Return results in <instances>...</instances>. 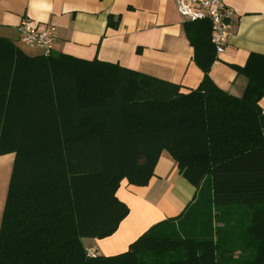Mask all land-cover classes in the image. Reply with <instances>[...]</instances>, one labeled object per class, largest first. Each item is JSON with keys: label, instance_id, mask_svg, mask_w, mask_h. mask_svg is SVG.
Wrapping results in <instances>:
<instances>
[{"label": "trees", "instance_id": "trees-1", "mask_svg": "<svg viewBox=\"0 0 264 264\" xmlns=\"http://www.w3.org/2000/svg\"><path fill=\"white\" fill-rule=\"evenodd\" d=\"M211 28L186 24L204 71L187 91L98 58L29 56L0 37V155L15 154L0 264H264V55L236 67L244 94L228 93L209 75ZM164 150L201 197L128 250L90 256L83 238L112 235L129 213L122 180L147 185Z\"/></svg>", "mask_w": 264, "mask_h": 264}, {"label": "crops", "instance_id": "crops-1", "mask_svg": "<svg viewBox=\"0 0 264 264\" xmlns=\"http://www.w3.org/2000/svg\"><path fill=\"white\" fill-rule=\"evenodd\" d=\"M224 2L233 10V32L225 50L216 53L209 75L228 93L242 96L248 78L236 67L246 65L251 54L264 55V0ZM110 16L115 25H108ZM23 19L55 25L54 52L118 63L177 83L182 91L197 88L204 77L186 31L191 20L179 12L177 0H0V37L10 39L29 56H41L46 55L43 47L19 38ZM260 105L264 112V96ZM14 158V153L0 155V226ZM208 182L203 183L206 196L211 193ZM200 189L163 151L147 185L122 180L117 195L130 210L118 229L104 238H83V243L97 255L124 252L153 225L180 216L201 197Z\"/></svg>", "mask_w": 264, "mask_h": 264}, {"label": "built area", "instance_id": "built-area-1", "mask_svg": "<svg viewBox=\"0 0 264 264\" xmlns=\"http://www.w3.org/2000/svg\"><path fill=\"white\" fill-rule=\"evenodd\" d=\"M177 5L179 12L186 20L211 21L212 43L217 53H222L234 27L233 10L225 4L224 0H177ZM18 30L19 38L23 43L43 47L46 55L53 51L56 38L55 25L42 26L23 19ZM88 254L97 255L94 250H88Z\"/></svg>", "mask_w": 264, "mask_h": 264}, {"label": "rangeland", "instance_id": "rangeland-1", "mask_svg": "<svg viewBox=\"0 0 264 264\" xmlns=\"http://www.w3.org/2000/svg\"><path fill=\"white\" fill-rule=\"evenodd\" d=\"M164 151H167V150H164ZM205 192H207V191H205ZM6 200V199H5Z\"/></svg>", "mask_w": 264, "mask_h": 264}]
</instances>
